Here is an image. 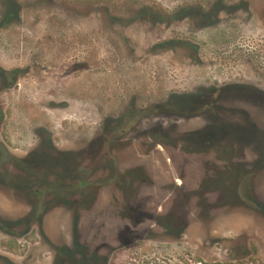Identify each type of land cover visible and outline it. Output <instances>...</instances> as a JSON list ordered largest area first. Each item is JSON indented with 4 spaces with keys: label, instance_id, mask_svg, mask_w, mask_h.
<instances>
[{
    "label": "rangeland",
    "instance_id": "obj_1",
    "mask_svg": "<svg viewBox=\"0 0 264 264\" xmlns=\"http://www.w3.org/2000/svg\"><path fill=\"white\" fill-rule=\"evenodd\" d=\"M199 59L249 61L228 73L264 84V0H0V172L18 173L14 157L46 126L56 143L76 150L87 145L83 139L98 140L78 162L87 180L115 176L117 163L127 154L136 159L144 146L99 141L104 118L209 81L215 67ZM242 99L264 114L262 98ZM172 154L171 180L194 187L203 171L187 173L178 150ZM146 166L158 177L153 163ZM117 186L91 191L100 199L95 207L75 210L54 190L30 209L25 203L36 196L1 188L2 217L43 215L44 224L0 228V264H264V172L234 192L180 196L173 183L170 194L157 189L137 227L123 217L137 211L120 208ZM159 213L172 217L166 229L152 225ZM78 244L83 254L57 252Z\"/></svg>",
    "mask_w": 264,
    "mask_h": 264
},
{
    "label": "flooded vegetation",
    "instance_id": "obj_2",
    "mask_svg": "<svg viewBox=\"0 0 264 264\" xmlns=\"http://www.w3.org/2000/svg\"><path fill=\"white\" fill-rule=\"evenodd\" d=\"M217 53L220 55V49ZM198 62L200 65L215 67V75L211 76L209 81H205L203 77V80L190 90L171 93L164 100L154 101L148 107H137L130 112L104 118L99 141L106 139L121 146L124 142H133L136 147H140L139 142H143L144 146L142 153L137 151L139 154L136 159L127 161L130 157L127 154L124 162L117 163L115 169L118 171L115 176L99 181L87 180L85 174L77 170L81 167V162L85 163L80 160L83 158L81 154L90 153L93 144L98 142L97 139L92 140L89 137L87 140H81L88 143L76 150L66 147L67 144L56 143L61 142V139L51 136L45 126L34 133L37 138L24 141L34 142L27 151L19 157H14V160H18V173L7 171L3 175L0 172V189L11 192L12 188L22 195L36 196L37 202L29 203L31 207L24 202L25 207L30 209H34L37 204L44 205V194L46 195L47 190H54L56 198H61V205H68L75 210L94 208L100 199H91V191H97L95 194L98 196L108 184L116 183L119 195L117 193L115 199H119L120 208L137 211L136 214H123L124 219L132 226L136 225L135 227L143 224V219L139 216L140 210L145 209V203L154 200L157 189L164 194H170L172 183L178 185L177 188L183 192L180 196L192 191L194 194H206L223 193L224 190L234 192L239 189L250 177L264 172L263 110L250 107L249 101L242 99L250 94L264 100V84L253 81L250 75L228 73L229 68L232 73L235 68L249 65V61L199 59ZM173 148L178 150L180 162L186 164L187 173L193 168L203 171L202 177L199 179L198 176L194 187L188 186L189 183L186 184L182 178L181 181L171 180L168 163L173 157L176 158L172 154ZM3 151L9 153L7 149ZM147 163L154 164L158 177L146 172ZM105 169L110 170L107 167ZM89 170L90 167L87 171ZM205 171H208L209 175L205 173L204 176ZM52 175H55V179L50 180ZM248 185L253 186L250 183ZM168 200L169 197H165V203ZM49 203L46 202L47 209L50 208ZM61 208L66 209L63 206ZM27 216L23 220L13 221L0 215V222L3 223L0 228L15 230V227L26 224V229L29 230L35 224L43 226V215L35 219ZM157 216L161 218L157 222L154 219L152 225L166 229L172 220L171 215L159 213ZM149 218L153 219V216ZM82 248L79 244L71 247L67 245L57 247V252L62 250L67 257H74L76 251L79 254L84 253Z\"/></svg>",
    "mask_w": 264,
    "mask_h": 264
},
{
    "label": "trees",
    "instance_id": "obj_3",
    "mask_svg": "<svg viewBox=\"0 0 264 264\" xmlns=\"http://www.w3.org/2000/svg\"><path fill=\"white\" fill-rule=\"evenodd\" d=\"M215 264H219V263H215Z\"/></svg>",
    "mask_w": 264,
    "mask_h": 264
}]
</instances>
